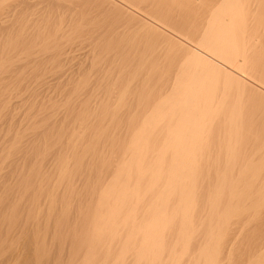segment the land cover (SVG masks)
I'll list each match as a JSON object with an SVG mask.
<instances>
[{
  "label": "bare ground",
  "instance_id": "obj_1",
  "mask_svg": "<svg viewBox=\"0 0 264 264\" xmlns=\"http://www.w3.org/2000/svg\"><path fill=\"white\" fill-rule=\"evenodd\" d=\"M0 264H264V0H0Z\"/></svg>",
  "mask_w": 264,
  "mask_h": 264
},
{
  "label": "rangeland",
  "instance_id": "obj_2",
  "mask_svg": "<svg viewBox=\"0 0 264 264\" xmlns=\"http://www.w3.org/2000/svg\"><path fill=\"white\" fill-rule=\"evenodd\" d=\"M85 51H86V49L85 48H82V49H78L77 51H76V54H78V55H83L84 53H85ZM222 118H228V114H225V115H223L222 116Z\"/></svg>",
  "mask_w": 264,
  "mask_h": 264
}]
</instances>
